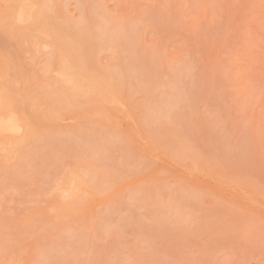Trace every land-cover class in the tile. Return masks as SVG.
Segmentation results:
<instances>
[{
	"label": "rangeland",
	"instance_id": "1",
	"mask_svg": "<svg viewBox=\"0 0 264 264\" xmlns=\"http://www.w3.org/2000/svg\"><path fill=\"white\" fill-rule=\"evenodd\" d=\"M9 2L0 264H264V0H38L45 48ZM60 51L112 87L61 105Z\"/></svg>",
	"mask_w": 264,
	"mask_h": 264
},
{
	"label": "bare ground",
	"instance_id": "2",
	"mask_svg": "<svg viewBox=\"0 0 264 264\" xmlns=\"http://www.w3.org/2000/svg\"><path fill=\"white\" fill-rule=\"evenodd\" d=\"M35 1V2H34ZM9 9L10 10H7L9 11V13H13L14 15L12 16L11 14V18H13L12 21H14V25H11V26H15L17 28V25L18 24H22V26L24 27V23L26 24H29V21L31 22L32 19H33V15L32 14H36L33 10H37V14L36 16H41V15H44L45 16V19L44 21L42 22V29L44 27H47L49 26L48 24L50 23V19L52 20V17L48 16L49 14V10H45V5H43L42 3H38V0H10L9 2ZM34 12V13H32ZM8 13V14H9ZM35 17V16H34ZM34 20V19H33ZM10 23V22H9ZM17 23V25H16ZM13 24V23H12ZM8 26V24H7ZM28 26V25H27ZM10 27V26H8ZM20 27V26H18ZM15 28V29H16ZM28 28V27H27ZM26 28V30H27ZM10 29V28H8ZM12 29V27H11ZM45 29V28H44ZM43 29V30H44ZM13 30V29H12ZM11 30V31H12ZM17 30V29H16ZM52 30V29H51ZM62 30L64 31V29H53L52 31L50 30H47L45 29L44 31H41L42 34H43V37H42V42L43 43V47H47L51 42V36H54L55 34H60L62 33L65 37L63 39H66L68 36L65 35V33L62 32ZM101 30V31H100ZM100 33H99V39L101 42H108L109 41V38L107 37L108 35H105L103 32H102V29H100ZM19 31V29L17 30ZM24 30H21L19 32H22ZM105 31V30H103ZM15 32V31H14ZM19 32H16L14 33L15 36L16 34ZM27 32V31H26ZM65 32V31H64ZM11 33V32H10ZM80 33V31L77 29L75 31H72L71 32V35L72 36H78ZM12 34V33H11ZM23 34V33H22ZM24 34L25 31H24ZM108 34V33H107ZM82 35V33H81ZM27 36V34L25 35V37ZM14 37V36H13ZM19 37V36H18ZM110 37V35H109ZM17 38V37H16ZM24 38V37H23ZM111 38V37H110ZM113 38V37H112ZM18 39V38H17ZM4 40V39H3ZM20 40V39H19ZM23 40V39H22ZM46 40V41H45ZM60 62L58 64V69L55 70V73L57 74L56 77L58 82H59V92L56 93L58 96H57V99L58 101L57 102H61V105H62V102H69V104H72L74 101H75V97L79 96V95H84V96H88V95H91L93 94L92 92L94 90H105L110 87H112L111 85V82H110V79L107 78L106 76H101L100 80L96 83L95 80H91L87 77H82L80 76L78 73H73L72 71V68L74 67L73 63L71 62L72 60L65 56V51H60ZM78 53H76V56H74V59L76 61H79L81 62L79 58V54L77 55ZM84 59V58H83ZM11 66V65H10ZM9 66V67H10ZM12 67V66H11ZM55 69V68H54ZM81 73V72H80ZM107 78V79H106ZM109 79V80H108ZM102 91V92H103ZM91 93V94H90ZM2 93L0 92V134L1 133H9V134H12L15 135L16 133H18L19 131H21V129H19V120L18 118L16 117V111L14 110H10L8 112H4V107L7 105V100L4 99L2 96ZM56 98V97H55ZM75 98V99H74ZM72 100V101H71ZM74 100V101H73ZM9 103V102H8ZM63 105H66L64 104ZM68 104V105H69ZM11 106V105H10ZM13 107V106H11ZM7 109V108H5ZM14 109V108H13ZM7 111V110H6ZM22 120V119H21ZM43 121L44 118L42 119ZM24 122V121H23ZM25 124L23 125V127H26V126H29V123L27 121L24 122ZM23 131V130H22ZM60 141V140H58ZM57 142V141H56ZM40 147V146H39ZM38 147V148H39ZM40 159V158H39ZM74 173V172H73ZM71 176V179L70 177H67L68 178V183L65 185L66 188H64L65 190H67L65 192V194L63 196H60L61 199H62V202L63 200H67L69 201V199L72 201V199L76 198L77 194L81 192V189H82V186H84V184L86 183L85 181H83L81 178L77 177L74 173V176L72 174H70ZM98 175V174H97ZM96 176V175H95ZM70 181V182H69ZM91 182H93V184H98V181L99 179H95V178H91L90 179ZM64 186V185H63ZM63 188V187H62ZM80 191V192H79ZM79 196V195H78ZM77 196V198H78ZM66 204V203H65ZM67 205V204H66ZM64 206V204H63Z\"/></svg>",
	"mask_w": 264,
	"mask_h": 264
}]
</instances>
